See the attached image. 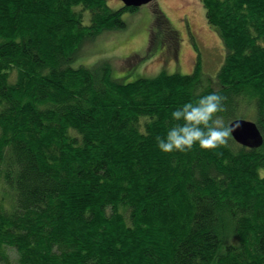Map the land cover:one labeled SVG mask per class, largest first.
I'll return each mask as SVG.
<instances>
[{
	"label": "trees",
	"instance_id": "trees-1",
	"mask_svg": "<svg viewBox=\"0 0 264 264\" xmlns=\"http://www.w3.org/2000/svg\"><path fill=\"white\" fill-rule=\"evenodd\" d=\"M200 2L226 49L217 75L197 54L191 74L123 83L80 56L139 8L0 0L2 264L6 249L17 264H264V143L158 147L171 112L212 91L226 123L264 137V0ZM155 14L151 44L166 32L173 48L178 31Z\"/></svg>",
	"mask_w": 264,
	"mask_h": 264
},
{
	"label": "rangeland",
	"instance_id": "rangeland-1",
	"mask_svg": "<svg viewBox=\"0 0 264 264\" xmlns=\"http://www.w3.org/2000/svg\"><path fill=\"white\" fill-rule=\"evenodd\" d=\"M106 1L114 10L123 7L121 0ZM157 9L165 14L173 30L178 31L180 41L173 48H170L173 36L166 32L157 36L156 47L151 44ZM123 20L126 28L103 32L95 42L85 44L80 56L89 67L104 61L111 64L115 81L129 83L139 78H154L162 71L191 74L197 63V54H200L203 72L213 76L225 61V46L208 25L200 0H154L134 13L126 12ZM5 252L12 264H17L16 250L6 249Z\"/></svg>",
	"mask_w": 264,
	"mask_h": 264
},
{
	"label": "clouds",
	"instance_id": "clouds-1",
	"mask_svg": "<svg viewBox=\"0 0 264 264\" xmlns=\"http://www.w3.org/2000/svg\"><path fill=\"white\" fill-rule=\"evenodd\" d=\"M225 97L218 91L198 95L195 102L188 100L171 112L174 121L163 136H158V147L165 153L185 151L195 145L201 149H215L228 143L239 123H226L220 115Z\"/></svg>",
	"mask_w": 264,
	"mask_h": 264
},
{
	"label": "water",
	"instance_id": "water-1",
	"mask_svg": "<svg viewBox=\"0 0 264 264\" xmlns=\"http://www.w3.org/2000/svg\"><path fill=\"white\" fill-rule=\"evenodd\" d=\"M125 7L139 8L147 5L154 0H121ZM239 123L232 134L235 141L241 146L247 148H259L264 143V137L259 130L257 124L246 119L236 120L231 124Z\"/></svg>",
	"mask_w": 264,
	"mask_h": 264
}]
</instances>
